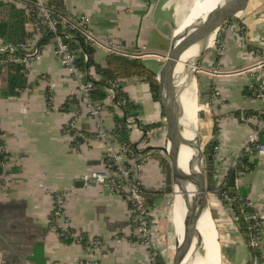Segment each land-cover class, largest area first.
Wrapping results in <instances>:
<instances>
[{"label":"crops","instance_id":"1","mask_svg":"<svg viewBox=\"0 0 264 264\" xmlns=\"http://www.w3.org/2000/svg\"><path fill=\"white\" fill-rule=\"evenodd\" d=\"M0 1L20 8L27 5V0ZM182 1L180 8V0H46L63 14L89 17L88 30L95 48L92 56L96 62L103 64L108 54L116 53L139 58L144 63L147 59L157 66L147 65L154 72L160 69L175 29L180 28V21L195 2ZM223 27L219 42L203 58L211 62L214 71L206 80L213 85V95L212 105L206 104L210 116L204 118V137L205 142L217 140L215 164L227 170L250 130L249 123L230 117V112L254 111L263 105L248 89L258 73L243 68L258 61V50L264 49V0H249L244 11L227 20ZM30 30L26 22V32ZM89 74L96 76L93 70ZM26 78L27 84L18 95H0V129L9 161L0 191L1 260L8 264H38L34 259L38 245L42 250L41 264H64L84 255L80 244L61 240L50 222L54 192L70 185L79 192L68 194L65 200L69 225L86 240L92 237L101 240L94 255L97 264H149L152 249L164 255L167 229L162 228L161 218L165 199L171 195L172 177L166 168L168 160L155 148L165 144L166 123L161 104L152 99L148 84L137 78L120 79L128 101L140 106L139 121L160 123L150 131L148 140L139 126L128 127L130 140L138 150H146L136 180L142 188L164 191L150 206L156 224L153 244L149 247L132 238L135 223L130 208L108 186L95 184L80 188L81 174L104 168L105 146L94 137V119L79 108L77 84L57 59L51 40L41 46L40 58L28 65ZM106 106L102 120L111 129L115 125L114 115H123L107 99ZM74 114H77L76 132L72 135L67 123ZM259 141L264 145V132ZM207 184L213 186L214 178ZM238 187L247 189L246 199L260 215V264H264V155L256 154L254 169L239 176ZM207 198L211 217L217 219L223 236L226 263L246 264L250 253L243 227L215 193L209 191ZM173 209L169 224L176 241L180 235L174 231ZM214 232L220 246L219 232L216 229Z\"/></svg>","mask_w":264,"mask_h":264},{"label":"built area","instance_id":"2","mask_svg":"<svg viewBox=\"0 0 264 264\" xmlns=\"http://www.w3.org/2000/svg\"><path fill=\"white\" fill-rule=\"evenodd\" d=\"M27 4L29 5L26 9L27 22L30 24L31 30L27 32L26 38L22 42L15 44L0 42V65L7 62L20 64L23 66L22 71L26 74L28 65L38 60L41 56L42 44L39 43V39L44 35L46 30L54 34L51 41L55 46L57 59L77 84L78 92L76 99L79 104L78 106L79 108H83L87 114L94 119V137L103 142L105 146L103 154L104 168L81 174L78 177V180H80L82 184L80 188L95 184H104L108 186L113 194L122 198L130 208L135 223L131 233L132 238L148 247L151 246L155 236L154 229L156 223L152 220L151 208L147 203L146 197L141 193L139 182L135 178V174L143 164L146 156L143 153H136V149L130 144H119L117 142L115 128L119 126V123H115L114 127L109 129L104 126L102 120V114L107 107L106 99L117 108H120L119 106L124 105L128 101L124 94H121L118 100L114 99L117 93H123L120 79L111 82L110 86L106 89L107 96L104 99L97 101L93 100L91 94L92 82L85 79L84 72L76 65L75 60L77 51L70 45V33L62 31V35L56 32V24L59 23L66 29H76L82 35L85 43L92 44L93 39L88 30L90 22L89 17L85 14L78 17L63 14L49 6L46 0H27ZM223 26H225V24ZM217 42H219V39ZM110 50L115 51L116 49L110 48ZM257 55L258 61L246 66L243 70L256 71L258 73L257 80L251 83L248 89L250 95L262 102L263 105L260 109L254 110L260 115L259 117L258 115H249L240 111L238 119L249 123L250 130L238 150L234 153L233 161L230 164L232 168L236 167L237 158L243 153L264 155V145L259 141L260 134L264 132V49L258 50ZM209 73H214V71L210 69ZM229 116L237 118L234 111L230 112ZM76 117L77 114H74L67 123V130L72 135H75L76 132ZM123 117L127 127L133 125L138 126L133 117H126L124 115ZM217 147L218 145L216 144L213 148V153L216 152ZM8 162L4 135L0 129V191L4 186L5 178L8 174ZM227 170L215 166V185L226 184L228 178ZM238 186L239 176L236 175L234 187ZM77 192H79V190L74 185H70L65 190L54 192V203L50 213V222L60 239L75 242L80 244L83 248L84 255L81 258L76 261L65 262L64 264H97L94 255L96 250L101 246V240L98 237H92L83 242L82 235L69 225V219L66 216V197L70 193ZM245 205L252 209L248 218L253 220L250 226L252 231L248 245L254 250H259L262 237L260 232L261 218L249 200L245 201ZM158 237H156V240ZM158 253L159 252L155 249L150 251L149 264L154 263V258ZM0 264L8 263L3 262L0 258ZM252 264H259L258 256L252 258Z\"/></svg>","mask_w":264,"mask_h":264},{"label":"trees","instance_id":"3","mask_svg":"<svg viewBox=\"0 0 264 264\" xmlns=\"http://www.w3.org/2000/svg\"><path fill=\"white\" fill-rule=\"evenodd\" d=\"M25 8H20L12 3L0 1V42L2 43H19L22 42L27 35L26 22L27 14ZM231 18H229L230 20ZM62 31L70 33L71 38L69 42L72 48L77 51L76 65L84 72L86 80L92 82L91 94L93 100H102L107 96V88L111 82L116 79L122 78H137L148 84L151 97L155 101H159V88L158 81L156 79L154 71H152L141 59L129 58L116 53H110L106 56L103 64L96 62L93 59V53L95 48L92 44L85 43L82 35L76 29L64 28L61 24H56V32L62 34ZM54 34L50 31H45L44 35L39 39L40 44H45L53 38ZM23 66L17 63H3L0 65V95L3 97L16 96L20 90L27 84L26 74L22 71ZM93 70L96 76H91L89 71ZM207 82V81H206ZM207 84V85H206ZM199 93V100L207 105H212L213 85L206 83ZM123 93H117L115 100H118ZM126 117H133L140 128L146 130L144 139L148 140L149 133L152 129L160 126L159 122L142 123L139 121L138 116L140 112V106L133 102L127 101L124 105L119 106ZM245 114L257 116L256 111L249 109L242 110ZM234 114L239 117L240 110H235ZM199 118L204 117L202 110L197 112ZM260 115H258L259 117ZM115 123H119V126L115 128V136L119 144H130L136 149V153H143L146 150H138L137 146L130 140L129 129L126 125L125 119L122 116L114 115ZM217 127L213 126V134ZM217 144V140L212 139L205 143L210 145L213 151L214 146ZM256 165L255 153H243L237 158V165L235 167L236 175L240 176L242 173L254 169ZM232 167L228 168V175ZM209 191L215 193L220 199L221 203L230 209L235 220L243 228L246 234V243L249 250V259L246 264H252V258L258 256V263L261 261V254L259 250L252 249L249 245V239L251 234L252 219H249V215L252 209L245 205L247 189L241 187H234L230 190L226 184H218L209 186ZM167 190V189H166ZM169 190V189H168ZM167 190V191H168ZM141 193L146 197L149 206L152 205L153 199L162 196L163 190H150L140 186ZM170 191V190H169ZM83 237V236H82ZM65 242H70L66 239H61ZM82 241L85 242L86 238L83 237ZM34 259L38 264L39 260H43L42 250L40 245L35 247ZM153 264H167L164 255L158 253L154 258Z\"/></svg>","mask_w":264,"mask_h":264},{"label":"water","instance_id":"4","mask_svg":"<svg viewBox=\"0 0 264 264\" xmlns=\"http://www.w3.org/2000/svg\"><path fill=\"white\" fill-rule=\"evenodd\" d=\"M248 1L222 0L203 17L197 18L188 29L178 34L174 33L164 62L160 69L154 72L158 81L159 102L166 123L165 144L155 148L161 150L167 157L171 167L174 193L178 190L177 188L180 189L184 206L181 218L182 235L180 239L176 238L169 264H182L192 247L193 252L190 254L189 260H191L188 264H193L196 258L205 256V245L203 238L199 235L198 223L206 211L210 213L207 198L210 187L207 181L214 178L216 166L210 145L201 144L198 135L195 143L186 140L183 136L181 89L176 83L174 68L178 59L192 44L205 43L211 35H214L215 38L229 18L238 16L244 11ZM208 48V46H204L199 51L195 62ZM197 112L195 113L196 117ZM142 131L146 133V130L142 129ZM182 147L190 150L186 168H183L179 162ZM235 177L236 170L232 168L226 182V186L230 190L234 188ZM190 188L193 191H190Z\"/></svg>","mask_w":264,"mask_h":264},{"label":"bare ground","instance_id":"5","mask_svg":"<svg viewBox=\"0 0 264 264\" xmlns=\"http://www.w3.org/2000/svg\"><path fill=\"white\" fill-rule=\"evenodd\" d=\"M222 0H195L188 13L183 18L180 25L181 28L175 30L174 33L178 34L186 29H188L197 18L203 17L207 12H209L217 3ZM214 41V35H211L210 39L205 43L197 42L188 48L178 59L177 64L174 68V74L176 78V83L180 86V102L183 108V116L181 120V125L183 127V136L186 140L195 143L197 139V117L195 113L197 110L201 109V105H198L197 101V86L194 74L192 73L195 67V60L198 56L199 51L204 46H212ZM201 106V107H200ZM195 132V136H194ZM202 144V142H201ZM190 156V150L186 147H182L181 154L179 157L180 165L186 168V162ZM181 188V187H180ZM174 194V209H173V223L175 222V233L182 235V223L181 218L184 212L183 200L180 194V189ZM193 191L192 188L189 189ZM179 194V195H178ZM213 219L210 213H206L201 217L198 223L199 235L203 238L205 245V256L203 258H196L193 264H221V257L219 252V244L215 238L213 230ZM174 233V234H175ZM176 236V235H175ZM193 252V247L182 264H188L190 262L189 257ZM198 257V256H197Z\"/></svg>","mask_w":264,"mask_h":264},{"label":"rangeland","instance_id":"6","mask_svg":"<svg viewBox=\"0 0 264 264\" xmlns=\"http://www.w3.org/2000/svg\"><path fill=\"white\" fill-rule=\"evenodd\" d=\"M182 2L183 1L180 0V8L182 7ZM182 21H183V18L180 21V25H181ZM224 29H225V27H221V29L218 31L217 35L214 38V43L220 37H222ZM214 43L212 44V46H210L208 49H206L200 55L199 59L195 62V67H194V70L192 72L194 74L195 81H196V86H197V98H198L197 101L199 102L198 105L200 104L202 106V107L201 106L200 107H201L202 112L204 113V117L203 118H199L197 116V128H196L197 129V135H198V137L200 139V142H202L203 145H205V143L207 142V141L205 142L206 138L204 137L205 136V132H206V127H205L206 120L204 118H205L206 115H208V117H209L210 116V112H209V109L206 108V104H204L203 102H201L199 100V93L201 92L202 88H204V86L206 84V80H208L207 79V76H209V70L212 69L211 68V64H210L211 62H209V61L208 62H205L203 60L204 54L209 49L213 48ZM145 63H146V65H149V66H152V67H155V68L157 67L156 65H154L153 62L148 61L147 59L145 60ZM194 136H195V132H194ZM165 158L167 159L166 156H165ZM166 168H167V170L171 174V167H170L169 161H167ZM171 177H172V174H171ZM170 188H171V195L167 199H165V202H164V204H165L164 207L165 208L163 210L165 213L163 214V216L161 218L162 228L167 229L166 234H165L164 249L162 248L165 251L164 258L167 261V264L170 263L171 252H172V249H173V245L175 243V238H174V235H173V227H171V225L169 224L171 222V219H170L171 218V209H172L173 200H174L173 199V195L175 194L174 193V184H173V181H172V185H171ZM212 219H213L214 226H216L215 229L218 230L219 236H220L219 237L220 238L219 239V243H220V255H221V259H220L221 261L220 262H221V264H227L226 261H225L226 250L224 249L223 236H222V233L219 230V227H218V224H217V219L214 218V216H212ZM161 240L163 241V239H161Z\"/></svg>","mask_w":264,"mask_h":264}]
</instances>
